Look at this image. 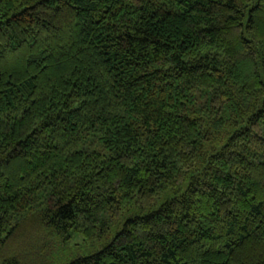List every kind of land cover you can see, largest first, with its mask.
Instances as JSON below:
<instances>
[{
    "label": "trees",
    "instance_id": "16d2710c",
    "mask_svg": "<svg viewBox=\"0 0 264 264\" xmlns=\"http://www.w3.org/2000/svg\"><path fill=\"white\" fill-rule=\"evenodd\" d=\"M0 264H264V0H0Z\"/></svg>",
    "mask_w": 264,
    "mask_h": 264
},
{
    "label": "rangeland",
    "instance_id": "374dc122",
    "mask_svg": "<svg viewBox=\"0 0 264 264\" xmlns=\"http://www.w3.org/2000/svg\"><path fill=\"white\" fill-rule=\"evenodd\" d=\"M101 242L102 240L99 242H92L93 244L88 245L83 242L80 235H76L74 236L73 240L70 241L68 247L70 250L73 249L72 251H74L75 254L93 253L102 246L103 242Z\"/></svg>",
    "mask_w": 264,
    "mask_h": 264
}]
</instances>
